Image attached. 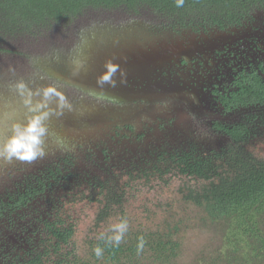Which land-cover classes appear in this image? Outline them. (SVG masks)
I'll use <instances>...</instances> for the list:
<instances>
[{"label": "trees", "instance_id": "16d2710c", "mask_svg": "<svg viewBox=\"0 0 264 264\" xmlns=\"http://www.w3.org/2000/svg\"><path fill=\"white\" fill-rule=\"evenodd\" d=\"M257 16L264 18V0H184L179 7L177 0H0V70L14 69L21 61L33 63L32 56L51 41L59 47L71 45L79 28L102 19L218 34L245 29ZM262 73L241 76L226 97L229 110L249 113L233 125L217 123L218 138H200L188 131L180 143L165 142L118 165L85 150L83 163L73 152L56 151L46 161L22 166L28 173L14 170L19 178L0 191V223L20 219L44 197L49 196L53 205L45 218L32 222L34 235L26 237L22 250L3 245L0 264H73L70 259L75 256L65 248L75 237L76 225L60 199L101 205L95 220L99 226L114 207L124 204L128 188L167 176L202 182L185 200L221 228L219 247L197 264H264V159L250 151L264 130ZM59 191L66 196H58ZM94 245L95 258L110 264H136L143 252L150 255L151 264H174L180 246L172 232L128 233L118 243L101 238Z\"/></svg>", "mask_w": 264, "mask_h": 264}, {"label": "flooded vegetation", "instance_id": "af4514ba", "mask_svg": "<svg viewBox=\"0 0 264 264\" xmlns=\"http://www.w3.org/2000/svg\"><path fill=\"white\" fill-rule=\"evenodd\" d=\"M122 23L114 18L93 22L81 31V34H76L74 44H82L83 37H88L85 34L86 31L96 26L121 27L125 24ZM180 31L187 30H176L178 33ZM238 31L240 33L236 34L232 32L195 33L186 37H181L182 34H174L181 37L184 42L194 40L198 50L195 51V56H192L191 60L181 58L178 64L173 63L172 66L158 70L153 75V81L155 80L161 88L158 89L156 95L150 96L154 98L152 104H146L142 100L125 103L105 95H97L90 88L79 87L52 78L42 70V67L39 66L37 69L36 63L31 66L38 72L33 73L29 80L26 79V82L31 81L38 85L43 81L49 87L54 88L57 94L62 93L68 98V106L78 111L82 109L92 117L99 114L101 118H105L107 125L97 131V139L89 136L90 140L99 143L97 156L100 161L108 164H127L138 154L134 151V155H129L128 158V155H123L127 154L124 148L123 153L122 151L120 153L119 150L125 146L124 144L131 145L132 143L137 147L144 142L149 146L145 152L150 153L159 149L160 145H165V142L180 143L181 139L189 134L188 129L191 125H194L192 133L200 138L203 137V134L199 132L200 128H206L208 134L206 138L209 135L218 138L216 136L218 132L214 129L217 123L233 125L249 113L247 110H233L232 107V110H229L225 99L235 91L236 83L240 81L241 76L252 74L255 70L264 71V20L260 23L256 19L253 25L242 30L238 29ZM159 35L161 34H156V36ZM67 47H56V56L61 60L75 61L77 49ZM4 76L10 82L7 75ZM164 89L173 90V93H165ZM142 107L153 108V110L144 113L139 110ZM83 127L86 126L83 125ZM79 130L83 131L80 127ZM106 141L114 144V147L117 146L118 151L109 149V143ZM84 145L85 143H75L78 149L88 151L90 148H85ZM44 149L45 155L33 161L21 163V160L17 159L16 162H20L18 166L31 165L30 163H37L42 159L46 161L59 150L57 146L44 147ZM62 151L67 152L68 150L63 149Z\"/></svg>", "mask_w": 264, "mask_h": 264}, {"label": "water", "instance_id": "95a60500", "mask_svg": "<svg viewBox=\"0 0 264 264\" xmlns=\"http://www.w3.org/2000/svg\"><path fill=\"white\" fill-rule=\"evenodd\" d=\"M261 18L256 17L257 20ZM232 33L240 31L234 30ZM85 34L88 37H83L82 50L74 62L59 60L48 68L42 66V70L64 83L90 88L97 95L125 103L142 100L152 104L154 98L150 96L156 95L161 88L153 81V75L173 63L178 64L181 58L191 60L198 50L194 40L184 42L181 39L195 34L193 31L178 33L172 29L159 30L140 21L121 27L96 26ZM88 55H91L90 73L86 71L85 58ZM4 83L5 88L2 87ZM39 83L24 82L26 87L21 90L17 87L20 83H9L0 77V146L12 135L14 125H24L28 119L41 114H46L44 126L48 130L44 137L45 148L51 147L61 137L81 144L89 142V136L97 139V131L107 125L105 118L99 114L92 117L82 109L78 111L68 106V98L62 93L63 96L54 92L45 97L43 93L49 85L43 81ZM164 91L173 93V90ZM139 110L146 113L153 108L142 107ZM0 159L2 165L6 166L8 160Z\"/></svg>", "mask_w": 264, "mask_h": 264}, {"label": "rangeland", "instance_id": "374dc122", "mask_svg": "<svg viewBox=\"0 0 264 264\" xmlns=\"http://www.w3.org/2000/svg\"><path fill=\"white\" fill-rule=\"evenodd\" d=\"M262 19L264 20V18L258 19V22L262 23ZM126 24L128 23L124 25ZM85 28H79L77 34H81V31H84ZM51 43V47L49 46L37 55L34 54L32 56L31 59L33 63H36L37 69L39 66L40 68L42 66L48 68V66H53L61 60L55 53L57 51L56 47H59V45L56 44V41H51ZM66 46L64 47L66 48ZM71 47H75L74 50L77 49L76 54H79L82 50V44L73 43L68 45L67 48L72 49ZM52 56L54 57L51 60ZM33 63L29 64L27 61H21L14 69H1L0 77L7 81L4 76L7 75L8 80H10V82L8 81L9 83H24L26 79L29 80L32 77L33 73L38 72L36 68L31 66ZM4 85L5 83L2 87L5 88ZM192 126L194 127V125H191L188 129L190 132L194 130ZM199 132L203 134L202 138L208 136L206 128H200ZM106 143L109 142L106 141ZM113 145L109 143V149L118 151L117 146L114 147ZM124 145L119 151L123 153L124 148L127 154L123 155H128V158L134 155V151L137 154L144 153L147 147H149L144 142L140 146L137 145V147L132 143L131 145ZM84 146L85 148H90L89 150L87 149L89 152L97 154L99 143L90 140ZM250 151L255 156L264 159V130L251 143ZM73 153L76 154L78 162H85L83 160L84 154L80 149L73 151ZM20 162L22 163L24 161ZM20 162L11 160L8 161L6 166H3L0 159V191L2 188H11L16 178H19L20 175L18 173L13 174L14 170L20 169L24 173H28V171L18 166ZM202 185V182L182 178L181 176H167L164 181L155 180L150 184L139 182L132 188L127 189L124 204L114 207L109 219L99 226H96L95 220L97 213L102 207L101 205L87 202L73 205L69 203V198L60 199L64 203V211H67V216L69 215L71 221L76 225L75 237L71 245L65 248V252L73 253L75 257L70 259L73 264L75 262L74 258L76 261H79L78 264H110L105 263L103 259L98 260L95 258L94 244L101 238L114 239L116 235L121 234L117 226L122 222H126L127 227L123 231L122 237L128 233L136 232H172L173 239L180 245L174 264H197L198 260L207 258L208 255L219 247L222 238L221 228L217 227V225H211L205 219V215L201 209L185 200V196L190 190L199 188ZM58 193V196L62 198L66 196L61 191ZM52 205L50 197L47 196V198L44 197L33 203L31 209L22 213L20 219L15 217L14 221L12 220L10 224L7 222L3 224L1 222L0 251L3 249L5 243L7 246L10 245L9 247H13L11 250L16 251L18 249L17 247H19V250H22L24 244H26V237L30 235L29 239H31V236L34 235L36 227L32 225V222L38 218H45L51 212ZM4 250L6 249L4 248ZM149 257L150 255L148 253L143 252L140 258L135 260L134 263L151 264Z\"/></svg>", "mask_w": 264, "mask_h": 264}, {"label": "clouds", "instance_id": "9594fccd", "mask_svg": "<svg viewBox=\"0 0 264 264\" xmlns=\"http://www.w3.org/2000/svg\"><path fill=\"white\" fill-rule=\"evenodd\" d=\"M184 0H177V6H181ZM107 79V77H105ZM19 89H24L26 86L23 83L17 85ZM55 89L52 87L44 90L43 95L47 97L49 94L54 93ZM46 114L35 115L28 119L24 125L16 124L13 126L12 135L7 141L0 146V157L5 160L11 161L13 158L21 161H33L38 157L45 155L44 149V137L47 134V128L44 126V119ZM51 147H58V151L67 149V152L76 151L78 148L75 147L76 140H68L66 137L57 139ZM75 142V143H73ZM66 152V151H64ZM126 222H122L117 226L118 231L121 234L115 236V241L118 243L122 239V233L126 229ZM99 255L100 250L97 249Z\"/></svg>", "mask_w": 264, "mask_h": 264}, {"label": "bare ground", "instance_id": "6f19581e", "mask_svg": "<svg viewBox=\"0 0 264 264\" xmlns=\"http://www.w3.org/2000/svg\"><path fill=\"white\" fill-rule=\"evenodd\" d=\"M85 62L87 64V70L89 73L91 72L90 70V67H91V55H88L86 58H85ZM89 75V74H88Z\"/></svg>", "mask_w": 264, "mask_h": 264}]
</instances>
